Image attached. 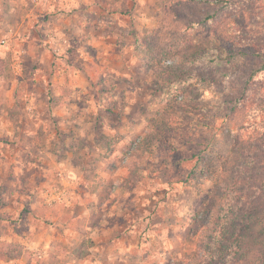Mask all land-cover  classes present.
<instances>
[{
	"label": "rangeland",
	"instance_id": "rangeland-1",
	"mask_svg": "<svg viewBox=\"0 0 264 264\" xmlns=\"http://www.w3.org/2000/svg\"><path fill=\"white\" fill-rule=\"evenodd\" d=\"M170 1L0 0V247L26 249L0 264L189 260L231 163L264 156V0L199 4L223 18L189 38L231 43L186 74L149 50Z\"/></svg>",
	"mask_w": 264,
	"mask_h": 264
},
{
	"label": "trees",
	"instance_id": "trees-1",
	"mask_svg": "<svg viewBox=\"0 0 264 264\" xmlns=\"http://www.w3.org/2000/svg\"><path fill=\"white\" fill-rule=\"evenodd\" d=\"M209 1H170L172 5L166 11V21L172 28H162L156 42L149 47L152 53L156 51L152 59L156 58L161 66L165 65V72L186 74L196 65L199 56L206 54L207 43L230 45V37L219 27L212 31L209 29L203 42L189 38L194 32L197 34L204 30L206 24L209 26L223 18L215 9L200 8L199 4ZM226 26L224 24V28ZM234 51L232 56L239 53ZM261 67L264 69V57ZM12 77V67L0 58V78L10 80ZM246 154L239 162L231 163L223 186L212 201L209 222L203 227L206 239L200 240L199 253L175 264H225L228 260L229 264H264V156L257 153L254 160L249 150ZM248 195L253 199L242 203V198ZM93 246L92 240L83 241L74 249L75 258L86 259ZM25 255L26 249L21 245L0 247V261L6 263L20 260Z\"/></svg>",
	"mask_w": 264,
	"mask_h": 264
}]
</instances>
